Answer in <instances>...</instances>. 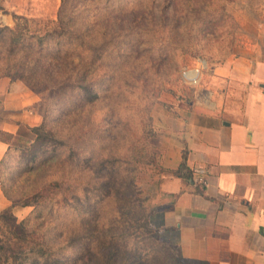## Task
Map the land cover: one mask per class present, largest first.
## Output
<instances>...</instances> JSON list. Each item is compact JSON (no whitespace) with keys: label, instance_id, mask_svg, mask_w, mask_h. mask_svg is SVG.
<instances>
[{"label":"rangeland","instance_id":"obj_1","mask_svg":"<svg viewBox=\"0 0 264 264\" xmlns=\"http://www.w3.org/2000/svg\"><path fill=\"white\" fill-rule=\"evenodd\" d=\"M0 3L1 26L42 34L56 27L62 0ZM67 5L81 8L79 19L94 13L90 33L80 47L62 39L44 49L52 64L61 56L66 70L90 68L87 79L96 96L87 99L79 86L51 94L55 77L35 85L21 80L38 97L31 104L38 122L20 121L15 134L0 129L8 142L0 187L6 197V191L24 199L40 191L42 197L40 204L25 206L8 199L19 222L30 219L29 239L14 236L4 218L0 238L3 243L12 237L15 252L39 248L43 241L54 252L29 255L26 264H130L131 253L154 250L158 212L170 200L161 192L159 176L166 170L159 169V153L170 144L171 120L193 97L197 81L188 70H199V78L252 41V23L264 25V0ZM3 112L0 101V121ZM41 124L45 141L30 130Z\"/></svg>","mask_w":264,"mask_h":264},{"label":"crops","instance_id":"obj_2","mask_svg":"<svg viewBox=\"0 0 264 264\" xmlns=\"http://www.w3.org/2000/svg\"><path fill=\"white\" fill-rule=\"evenodd\" d=\"M252 24L254 39L236 54L199 78L188 70L193 97L159 153L170 200L158 212L154 250L141 249L132 264H264V25ZM37 98L23 81L0 77V129L15 134L20 121L36 124ZM7 150L0 137V163ZM184 150L189 177L173 173ZM196 167L205 169L204 185ZM9 205L0 187V210Z\"/></svg>","mask_w":264,"mask_h":264},{"label":"trees","instance_id":"obj_3","mask_svg":"<svg viewBox=\"0 0 264 264\" xmlns=\"http://www.w3.org/2000/svg\"><path fill=\"white\" fill-rule=\"evenodd\" d=\"M0 9L4 10L1 3ZM80 13L81 8L79 6H77L76 9H73L67 5V0H62L58 11V23L51 31L38 34L35 32L24 31L19 28L16 29L0 25V77L7 76L11 80H23L30 85L45 81L48 77H55V89H51V94L65 92L70 88L69 86H79L84 89L85 97L87 99L91 100L94 98L96 94L93 92L92 83L87 79L88 75L92 73L90 68L85 69L84 72H81V69L66 70L61 66V56L58 57L56 64H52L51 61L48 60L49 55L44 49L45 46L47 47L53 42L57 45L62 44V39H69V41L72 40L75 45L74 47H80L81 43L85 42L87 33H90L91 31L89 26L92 25L89 21L94 17V13H92L90 15L91 18H85V16L88 15L85 12L81 17V19L85 21H82L78 17ZM13 15L17 19L23 18L15 13ZM66 57L69 58L68 55H66ZM55 67L56 69L53 70ZM57 73H61L63 76H58ZM52 74L56 75L50 76ZM58 79L60 80L58 81ZM44 125L45 124H41L30 128L31 131L38 134V139L43 141L46 140L47 136L43 133L45 130ZM185 159L186 152L184 150L183 161L178 169L173 170L174 174L185 175L187 177L191 176L192 171L190 173L185 167ZM159 169L161 171L167 170L164 167H159ZM41 193L42 192L40 191L34 193L32 195H35L33 199L29 198V196L24 199L23 195L15 197L6 191L8 199L13 201V204H11L12 206L19 203L23 206L40 204V197H42ZM0 218H4V222L10 228V232L14 236L22 240L29 239L27 224L30 219H25L19 222L16 216L12 213L11 206L0 211ZM14 241L15 240H13L12 237H7L2 243L0 238V264H14L15 262L18 263V260H20L18 264H26L29 255L50 257L54 253L43 248L46 243H44V241L41 242V247L39 248H32L29 250L22 249L15 252L13 248L14 246H12ZM134 254L136 253H131V255L128 256L129 262H132ZM11 258L12 261H9Z\"/></svg>","mask_w":264,"mask_h":264},{"label":"built area","instance_id":"obj_4","mask_svg":"<svg viewBox=\"0 0 264 264\" xmlns=\"http://www.w3.org/2000/svg\"><path fill=\"white\" fill-rule=\"evenodd\" d=\"M193 174H195L198 177L199 182L204 185L206 183V178H205V169L202 167H196L193 170Z\"/></svg>","mask_w":264,"mask_h":264}]
</instances>
